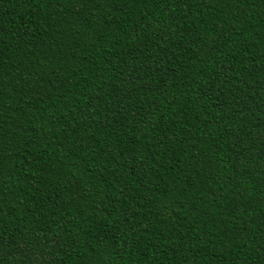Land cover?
<instances>
[{
    "label": "trees",
    "instance_id": "trees-1",
    "mask_svg": "<svg viewBox=\"0 0 264 264\" xmlns=\"http://www.w3.org/2000/svg\"><path fill=\"white\" fill-rule=\"evenodd\" d=\"M0 264H264V0H0Z\"/></svg>",
    "mask_w": 264,
    "mask_h": 264
}]
</instances>
